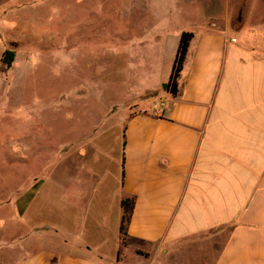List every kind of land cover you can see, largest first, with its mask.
<instances>
[{
  "label": "crops",
  "instance_id": "obj_1",
  "mask_svg": "<svg viewBox=\"0 0 264 264\" xmlns=\"http://www.w3.org/2000/svg\"><path fill=\"white\" fill-rule=\"evenodd\" d=\"M160 3L123 0L125 13L141 18V4ZM182 3L190 13H202L204 25L179 30L180 39L184 33L193 39L178 94L161 89L162 83L152 87L161 103L154 97L146 110L130 115L125 139L115 133L116 126H97L82 137L80 148L68 155L74 156V178L63 180L64 214L73 225L65 222L57 229L25 221L31 235L10 241V256L0 261L264 264V0H249L251 31L245 30L247 20L238 16L236 21L241 0ZM160 21L141 25L138 36L152 30L161 36ZM125 32L123 43L136 36ZM116 141L122 145L121 175L110 178L97 161L114 156ZM72 184V190L66 188ZM26 193L15 200L19 218L35 200V194L26 198ZM127 199L135 206L123 245L122 202ZM33 230L41 235L34 237Z\"/></svg>",
  "mask_w": 264,
  "mask_h": 264
},
{
  "label": "rangeland",
  "instance_id": "obj_2",
  "mask_svg": "<svg viewBox=\"0 0 264 264\" xmlns=\"http://www.w3.org/2000/svg\"><path fill=\"white\" fill-rule=\"evenodd\" d=\"M183 4H141V18L127 15L123 0H0V256L8 259L9 242L31 235L25 221L57 229L73 225L62 198L63 180L76 173L73 150L97 126H116L123 138L129 116L153 101L152 87L162 83L165 90L179 30L204 25L202 13ZM249 10V0H241L236 21L247 20L245 30L251 31ZM153 19H161V36L154 30L138 36ZM123 30L136 36L123 43ZM6 51L15 52L8 69L1 63ZM113 147L114 156L97 163L110 178H120L122 145ZM25 193L35 200L19 218L15 200Z\"/></svg>",
  "mask_w": 264,
  "mask_h": 264
},
{
  "label": "trees",
  "instance_id": "obj_3",
  "mask_svg": "<svg viewBox=\"0 0 264 264\" xmlns=\"http://www.w3.org/2000/svg\"><path fill=\"white\" fill-rule=\"evenodd\" d=\"M193 39L192 33H184L181 36L177 57L175 60V64L173 67V71L171 74V77L169 79V82L167 84V90L173 95L176 96L178 94V81L180 78L181 71L183 69V64L185 62L190 42ZM15 60V52L13 51H6L2 57L1 63L3 66H5L7 69L12 66ZM123 139H125V133L123 136ZM126 146V142H123V148ZM124 158V157H123ZM124 161V159H123ZM122 178H124V162L122 165ZM135 206V200L134 199H127L122 202V207L124 210V215L122 218L121 228L120 231L123 235V245L126 244V238L128 237L127 233V226L129 225L132 215H133V209Z\"/></svg>",
  "mask_w": 264,
  "mask_h": 264
},
{
  "label": "water",
  "instance_id": "obj_4",
  "mask_svg": "<svg viewBox=\"0 0 264 264\" xmlns=\"http://www.w3.org/2000/svg\"><path fill=\"white\" fill-rule=\"evenodd\" d=\"M165 89H167V85L165 86Z\"/></svg>",
  "mask_w": 264,
  "mask_h": 264
},
{
  "label": "built area",
  "instance_id": "obj_5",
  "mask_svg": "<svg viewBox=\"0 0 264 264\" xmlns=\"http://www.w3.org/2000/svg\"><path fill=\"white\" fill-rule=\"evenodd\" d=\"M233 42H235V41H233Z\"/></svg>",
  "mask_w": 264,
  "mask_h": 264
}]
</instances>
